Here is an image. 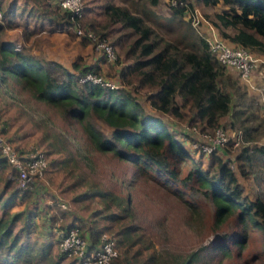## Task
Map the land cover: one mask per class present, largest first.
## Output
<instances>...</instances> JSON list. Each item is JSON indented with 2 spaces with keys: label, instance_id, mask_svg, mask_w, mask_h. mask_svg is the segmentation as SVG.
<instances>
[{
  "label": "trees",
  "instance_id": "trees-1",
  "mask_svg": "<svg viewBox=\"0 0 264 264\" xmlns=\"http://www.w3.org/2000/svg\"><path fill=\"white\" fill-rule=\"evenodd\" d=\"M34 1L36 8L27 9L22 27L23 46L16 49L12 41L0 39V85L7 83L6 96L22 107L27 105L35 110L36 104H28V99H20V95L23 97L22 92L27 89L34 101L48 106L56 105L65 116L82 121L85 132L97 148L111 150L119 157L130 160L138 151L144 165L165 171L170 179L189 186L190 189L196 184L214 204L213 228L218 229L230 216H234L238 229L228 234V238H216L213 242L188 252L183 255L179 264H206L216 257L229 258L227 241L241 247L249 226L258 229L264 240L262 195L257 193L253 199L244 195L236 172L227 161L222 160L219 152H200L209 155L212 161L210 170L201 168L199 162L183 150L176 137V130L164 117L168 115L201 129L219 126L226 129V125L235 129L241 137V149L234 157L239 173L243 177L254 173L258 182H264V141H260L264 137V116L260 113V108L255 112L246 102V84L238 75L229 72L231 68L218 60L206 38L194 32L190 18H186V15H194L196 4L211 7L222 5L220 11L212 15L205 14L218 37L264 58V0H167L168 3L174 1L175 4H170L172 12L165 18L166 25L173 27L185 24L187 31H191H183L172 39L165 38L148 21V18H153L155 22L163 23L144 4L145 1L156 5L159 0H143L140 6L135 3V8L109 0L98 4L105 17L104 23H98L88 15L93 8L84 2L83 25L95 31L101 39H109L113 30L118 31L119 35L111 43L119 46L127 41L128 46L123 61L118 56L114 63L106 62L107 66L102 67L99 60H104L103 57L92 63H81L77 57L71 63V68L58 61L35 58L30 54L31 45L24 43L31 35L40 32L45 22L75 35L83 46L92 41L75 33L71 13L62 9L58 0ZM14 9L15 1L6 3L5 0H0V34L6 28L15 27ZM30 21L34 27L29 25ZM116 24H119V28H116L118 30L112 28ZM87 73L103 74L108 79L118 81L121 86L112 89L91 81H81V77ZM141 95L147 107L140 100ZM243 105L247 106L248 112L246 107L242 108ZM146 108L150 111H146ZM89 114L101 119L112 129V138L104 136L88 120ZM224 118L228 122L223 121ZM0 133L4 136L5 126L0 128ZM7 140L13 143L10 139ZM18 149L20 152L25 150ZM45 153L49 155L48 152ZM185 159L191 162V167L184 176H180L178 165ZM260 162L262 166L259 165ZM16 173L0 150V181L3 183L0 202L4 195L8 196L2 202V209L12 199L29 207L30 204H38L39 198L44 197L35 188V183L44 179L36 178L30 188L20 189ZM48 196L51 202L46 205V210L51 230L46 232L40 242L22 238V234L26 237L33 229L31 219L34 211L28 212L29 220L25 221L24 230L18 233L13 232V225L21 213L9 217L0 215V258L5 264H40L43 260L47 261V249L51 243L46 238H53L56 242L58 231L74 226L79 228L86 239L87 254L99 247L100 237L107 231L87 224L83 219L72 217L67 210L61 208L56 196ZM55 229L56 232L53 231ZM116 247L118 250V239ZM56 254L59 257L69 256L60 250ZM71 256L76 264H83L82 259ZM110 264H128V259L118 251Z\"/></svg>",
  "mask_w": 264,
  "mask_h": 264
},
{
  "label": "rangeland",
  "instance_id": "rangeland-1",
  "mask_svg": "<svg viewBox=\"0 0 264 264\" xmlns=\"http://www.w3.org/2000/svg\"><path fill=\"white\" fill-rule=\"evenodd\" d=\"M111 1L126 4L131 8L136 7L135 3L138 6L143 3V0ZM7 2L9 0H6ZM84 2L88 7L93 8L88 15L98 23H104L105 17L98 4L106 1L84 0ZM144 4L163 22H155L153 18H148L150 24L157 27L165 38L172 39L183 31L191 32L187 31L185 24L173 25V27L166 25L165 18L172 12L167 0H159L156 5L145 1ZM195 6L194 15L191 17L186 15V18H190L194 32L210 38L208 36L210 22L207 21L205 14L212 15L220 11L222 5L211 7L196 4ZM112 28H119V24L113 25ZM13 33L7 31L1 36L8 37ZM118 33L120 32L113 30L107 41L111 43L119 35ZM78 39L71 33L44 31L31 37L28 43L33 48L32 52L35 51L42 57L55 58L69 67L77 57L80 58L81 63H90L94 58L102 57L101 51L93 42L83 46ZM17 44L21 46V41ZM127 46V41L119 46L115 45L122 61ZM257 84L262 85L259 80L256 81ZM261 87L257 88L261 90ZM6 90L7 83L1 84L0 109L4 114L7 111L5 115L8 123L12 125V130L17 131L18 128L25 130L26 143L25 147L21 148L26 150L31 146H37L49 154L47 156L50 165L45 179L49 188H43L42 192L47 196L50 194L56 196L61 208L67 210L72 217L83 219L87 224L102 228L108 233H115L118 239V251L127 257L128 264H179L183 255L188 252L213 242L216 238H224V236L228 238V234L238 229L233 215L219 225L218 229L213 228L214 204L201 189L196 187L195 183H189L195 184V187L190 189L189 186H183L170 179L165 171L148 164L144 165L138 151L130 160L119 157L111 150L97 148L85 132L82 121L65 116L56 105L48 106L34 101L27 89L22 92L23 97L20 95V99H28L30 101L28 104H36L35 107L33 106L35 110L28 108L27 105L22 107L13 100L12 102L16 104L5 106L2 104L4 102L2 98ZM245 90L246 102L256 112L260 108L257 100L258 92L249 88ZM141 96L140 100L147 107L143 95ZM243 107H246L247 112L249 111L247 106L243 105ZM145 110L150 111L148 108ZM164 117L176 130V137L183 150L199 162L201 168L210 170L212 168L210 156L195 151L191 148L190 142H187L188 135L185 132L192 125L186 121L170 118L168 115ZM87 118L104 136L112 138V129L101 119L91 114ZM223 121L228 122V119L224 118ZM2 126L6 127L0 122V128ZM193 126L200 128L197 125ZM225 127L230 140L225 148L219 151L222 160L232 159V168L243 186L244 195L253 199L257 193H260L264 198V182H258L254 173L248 177H243L239 173L234 157L239 153L241 146L234 145L233 142L237 139L238 132L228 125ZM4 136L8 138L6 133ZM260 141L263 142L264 137ZM190 163L188 159L179 162L180 176L185 175L191 167ZM259 165L262 166V162ZM58 234L59 231L57 237ZM46 240L51 243L47 249L49 254L47 261L43 260L40 264H52L55 261L57 264H76L72 256L59 257L56 254L60 250L58 241L53 247L54 242L48 238ZM227 242L230 248L229 258L216 257L206 264H264V240L258 229L250 226L246 229V237L241 247L235 246L231 241ZM0 264H5L1 258Z\"/></svg>",
  "mask_w": 264,
  "mask_h": 264
},
{
  "label": "built area",
  "instance_id": "built-area-1",
  "mask_svg": "<svg viewBox=\"0 0 264 264\" xmlns=\"http://www.w3.org/2000/svg\"><path fill=\"white\" fill-rule=\"evenodd\" d=\"M83 3L84 0H58L59 6L71 13L70 19L72 20V28L75 33L79 36L88 37L95 44V47L101 51L105 62L114 63L118 59L115 46L108 42L107 39H101L95 31L83 25ZM169 3L175 4L174 1H169ZM206 40L218 60L225 66L235 70L239 79L246 84L247 88L258 92L257 100L260 106V113L264 116V84L256 85V81L264 78V58L217 35H212ZM16 49H19V46H16ZM80 80L91 81L112 89H117L121 86V83L108 79L103 74L87 73ZM260 86H262L261 90L257 88ZM186 131L191 148L204 154L222 151L230 140L227 130L221 126L214 129H201L191 126ZM233 142L234 145H238L241 142L239 133L237 139H234ZM0 150L12 168L16 170L17 186L20 189L30 188L35 183L36 178L45 180L44 174L48 166V156L42 148L31 146L20 152L13 143H10L0 133ZM227 162L232 168V159ZM116 244V235L104 232L100 237L99 247L91 254H87V242L78 227L74 226L59 232L58 236L60 251L65 252L69 256H77L82 259L83 264H110L111 259L118 252Z\"/></svg>",
  "mask_w": 264,
  "mask_h": 264
},
{
  "label": "crops",
  "instance_id": "crops-1",
  "mask_svg": "<svg viewBox=\"0 0 264 264\" xmlns=\"http://www.w3.org/2000/svg\"><path fill=\"white\" fill-rule=\"evenodd\" d=\"M12 1H15L16 9H14L15 11L13 14V19H14L16 25L13 28H6L3 33H6L7 31L14 32V33L10 34V36H8V37L1 36V34H2L1 33L0 39L3 41H12L15 44V46L18 45L17 44L18 41H21V46H23L22 27L25 24V17L27 15V9L30 10V9L36 8V3L34 0H9V2H12ZM105 1H108V0H105ZM109 1H111V0H109ZM20 12H22V15H19ZM29 25L34 27L32 21L29 22ZM208 29H209L208 36H212V35L218 36V33L216 32V30L210 24H209ZM44 31H48L49 33H56L57 31H60L61 33L68 34L63 29L55 28L49 22H45L44 28L40 32L34 33L33 35H31L30 38L28 39V41H31V37L38 35ZM28 41L25 42L24 45H28L29 44ZM21 46L19 45V48ZM86 46H88V45H86ZM32 50H33V48L31 46L30 54L33 55L35 58H38L41 60L47 59V60H53V61L61 62L55 58L39 56L38 53H36L35 51L32 52ZM98 59L99 58H94L92 60V62H94ZM99 61H100L99 63L102 65V67H104V66L106 67L108 64L105 62V60H102L101 58ZM92 62H90V63H92ZM63 65L68 67V65H66V64H63ZM118 67L119 66H115V68H118ZM229 72L233 73V75L237 76V73L235 72V70L229 69ZM259 81H260V83L264 82L262 80H259ZM3 84L4 83H2V85ZM3 95H4L2 98L4 100V102L2 103L3 105L12 106L11 104H16V103H13L11 98L7 97L5 93H3ZM0 111H1V109H0ZM5 114H7V111L5 112ZM5 114H4V111L0 112V120H1L0 122L2 124L6 125V134L8 135V139H10L13 143H15V145L18 148L23 149L21 147H23L26 143V140H24L26 138V137H24L26 135L24 132L25 130L19 129V128L17 131L12 130V125L8 123V119H7ZM2 187H3V183L0 181V190L2 189ZM35 188H36L37 193L40 195V194H44V192H42L43 188H49V187H48V184L46 183V181L38 180L35 183ZM5 198H8L7 194L3 196L2 201L0 202V215L3 214L5 217H9V216H13L15 214L21 213L20 216L17 215L18 217H17V219L13 225V232L18 233L21 230H24L23 229V227H25L24 223L26 220H29L28 212L34 211L35 214L32 216V219H31V226L33 229L30 231V234L26 237L24 234H22V238H24L26 240L27 239L36 240L38 242L43 240L44 237L46 236V232L51 230V228L48 225V221H47L48 212L46 210V205L51 202V198L49 196H47V194H44V197L42 196L39 198L38 204H30L29 207H27L24 203H21L19 200L16 201V200L12 199V201H9L7 207L2 209V205H3L2 202L4 201ZM32 207H35V209H32ZM53 231L56 232V229ZM57 239H58V237H57ZM52 242H54L53 247H55L56 243H55V241H53V238H52Z\"/></svg>",
  "mask_w": 264,
  "mask_h": 264
}]
</instances>
